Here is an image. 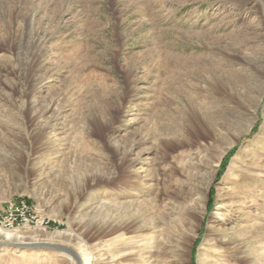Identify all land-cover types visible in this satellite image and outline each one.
<instances>
[{"label":"rangeland","instance_id":"rangeland-1","mask_svg":"<svg viewBox=\"0 0 264 264\" xmlns=\"http://www.w3.org/2000/svg\"><path fill=\"white\" fill-rule=\"evenodd\" d=\"M0 214V264H264V0H0Z\"/></svg>","mask_w":264,"mask_h":264},{"label":"bare ground","instance_id":"bare-ground-1","mask_svg":"<svg viewBox=\"0 0 264 264\" xmlns=\"http://www.w3.org/2000/svg\"><path fill=\"white\" fill-rule=\"evenodd\" d=\"M81 206V205H80ZM84 206V205H83ZM85 207V206H84ZM83 208V207H81ZM82 212V211H81ZM140 218V217H139ZM88 219V218H87ZM116 223V222H115ZM121 223V221H120ZM118 223L117 227L115 228L116 224H112L109 227V231L113 232V233H118L119 231H121L125 226L129 225L130 228H132L133 232H137L140 228L139 225V221L138 218L135 217H129L128 219H126V221L122 224ZM89 225V224H88ZM90 226V225H89ZM107 226V225H106ZM98 230L101 231V229L98 227ZM138 234V233H137ZM0 236H3L6 239H10L9 241L12 242L14 241L15 243H19V240L17 238L20 237V235H18V233L16 232H12V231H6L2 228H0ZM261 237V236H260ZM107 249V248H106ZM125 252H121L120 257H125L126 255H124ZM134 256V255H133ZM83 264H93V256L91 255V253H88L85 255L84 258V262Z\"/></svg>","mask_w":264,"mask_h":264},{"label":"built area","instance_id":"built-area-1","mask_svg":"<svg viewBox=\"0 0 264 264\" xmlns=\"http://www.w3.org/2000/svg\"><path fill=\"white\" fill-rule=\"evenodd\" d=\"M28 207L25 202L13 204L8 210L5 218L0 214V218L4 219V224L8 226L20 225V223L28 221L25 216ZM8 223V224H7Z\"/></svg>","mask_w":264,"mask_h":264},{"label":"water","instance_id":"water-1","mask_svg":"<svg viewBox=\"0 0 264 264\" xmlns=\"http://www.w3.org/2000/svg\"><path fill=\"white\" fill-rule=\"evenodd\" d=\"M18 245V244H17ZM15 245V246H17ZM19 246V245H18ZM28 248H45V249H51V250H55V251H59V252H63V253H66V254H69L71 255L73 258L76 259L77 263L78 264H83L82 263V260L80 259V257L78 256V254L75 252V251H72L70 249H66V248H63V247H57V246H49V245H44V246H30Z\"/></svg>","mask_w":264,"mask_h":264}]
</instances>
